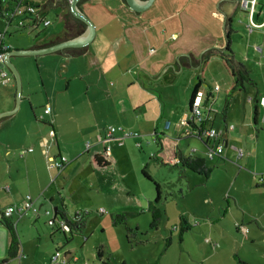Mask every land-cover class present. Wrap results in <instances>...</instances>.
I'll use <instances>...</instances> for the list:
<instances>
[{
	"label": "crops",
	"instance_id": "0c3cea01",
	"mask_svg": "<svg viewBox=\"0 0 264 264\" xmlns=\"http://www.w3.org/2000/svg\"><path fill=\"white\" fill-rule=\"evenodd\" d=\"M1 1L4 12L18 5L21 9H24L26 5H32L36 8V16L39 20L50 21V25L44 28L40 22L35 25L34 18L27 14L14 18L7 27L13 23L18 26L20 23L21 26L18 27L22 30L29 29L33 32L39 26L42 28L32 43H26L19 49L45 48L77 37L84 30L82 29L78 35L70 33V37L63 39L66 33L63 21L65 10L58 8L55 4L52 7H42L46 0ZM238 1L154 0L148 9L141 13L130 12L123 0L80 1L78 4L80 11L92 22L95 30L93 41L85 48V53L71 57L68 53L61 51L49 54L54 55V58L44 61L41 60L44 55H39L35 56L36 73L30 72V64L27 63L22 64L24 67L22 66L21 69H17L21 80L18 108L12 115L0 118V190L9 193L10 188L7 183L21 176L29 183V187L33 185V189L27 195L30 196L33 206L39 211L36 216L13 214L10 217L15 224L20 242L18 257L11 260H17L20 264L19 261L24 256L33 254L32 256L36 257V249L40 247L42 233L48 234L49 240H52L46 230L39 228L37 230V228L32 227L33 225L37 226V222L41 218L43 219L42 224L47 225L44 211L63 208L69 217L67 202L58 189H51L50 184L58 183L59 185V177L66 178L71 163L64 166L59 172L48 168V159H57L59 156L65 157L59 147V141L63 139L62 135L70 128L74 129L77 122L87 118V115L91 114L96 118L90 129L95 131L96 128L98 130V121H102L100 114L105 113L106 108L104 105L99 108L98 103L101 100H97L96 95H93V98L89 95L90 82L93 77L104 86L105 96L115 105V108L111 106L110 111L118 115L121 124L126 120V115H128L126 110L129 109L132 110L135 124L133 130L138 131L140 136L153 135L156 136L157 141H165L166 138L170 140L174 149L171 151L172 157L168 160V164L174 167L178 165V161L174 158L176 153L184 159L204 158L203 153L206 149L204 140L198 135V132L186 134L189 122L188 105L197 79L203 76L204 83L199 91L204 96L205 105L213 108V94H217L219 88L216 85L210 86L205 81L206 68L210 63L204 68L203 63H200V58L203 53L210 49H224L226 32L230 28L229 47L234 54V59L249 71V77L255 82V86L245 84L242 92H236L232 95L226 109H224L223 102L220 116H218L219 111L212 109L214 115L206 127L221 134L220 141L223 142L224 146L222 155L216 157L219 161L241 160L237 156V151H242L241 144L246 145L249 141L260 142L261 136L258 131L264 127V123L261 120L263 108L259 103L260 99L264 98V93L253 77V68L249 61L246 58H237L232 47V38L235 34L237 35V29L233 26L234 17L238 16L239 23H242L244 28L246 24V16L238 9ZM258 2L263 4V7ZM256 6H260V8L258 7V9ZM256 6L253 22L261 26L258 28L261 30L264 28V0H256ZM51 11L56 14L59 28L48 32V29L52 27V21L47 14ZM255 19H258L257 22ZM35 42H38L37 46L34 45ZM4 45L11 50L8 45L5 43ZM261 47L263 52V46L261 45ZM16 60L14 58L11 62L17 67ZM187 62L191 65L186 66ZM184 71H187L186 73L192 76L190 79L195 81L190 86L191 90L184 110L185 114L181 116V113L175 112L170 98H164L170 107H163L159 101V96L152 88V83L160 77H166L168 74L178 76ZM229 80L227 89L232 84L230 77ZM55 86H61L63 89H55ZM214 87L218 88L216 92ZM14 99L15 84L12 79L10 84L0 85V114L12 110ZM46 109L49 111L44 114L43 110ZM21 111L22 124L20 126L16 117ZM164 116L166 119L174 121L172 134L169 137L155 134L157 126L162 125ZM83 125L86 127V120ZM230 126H232L231 129H229ZM171 127L172 123L169 121L163 123L165 131ZM14 129H18L16 133L19 138L11 139L9 134ZM106 131H102L99 138H102ZM50 133H52L53 138ZM113 135L114 133L105 143L100 141L105 146L104 148H108L107 142L111 140L115 141L117 146H122L124 139H121V133L116 136ZM134 137H137V134ZM21 141H25V146H27L26 149H22V152H25L23 155L19 154L21 152L19 148H23ZM119 143L121 144L119 145ZM29 149L31 152L27 151ZM108 149L110 152L111 149ZM190 151H194L192 157L189 156ZM95 155L103 157L99 152H94L93 156ZM5 161H8L9 164ZM90 161L92 163V159ZM22 167L23 176L19 174V169ZM12 171L14 173H11ZM1 195L0 192V212L9 206L22 204L23 197L19 198L18 201L4 202L2 205ZM0 226L2 225L0 224ZM25 226L30 227V233H24ZM48 228L54 233L60 234L65 244L67 235L70 233L55 231V227L48 226ZM71 239L72 235H70ZM29 242L34 245L33 249L29 246ZM9 243L10 237L7 232L6 236L0 237L2 264L10 260L7 258ZM60 250L73 258L69 246L54 245L53 253ZM52 256L50 257L52 258ZM51 258L49 264H59L52 263ZM73 259L76 263L78 262V259Z\"/></svg>",
	"mask_w": 264,
	"mask_h": 264
},
{
	"label": "rangeland",
	"instance_id": "374dc122",
	"mask_svg": "<svg viewBox=\"0 0 264 264\" xmlns=\"http://www.w3.org/2000/svg\"><path fill=\"white\" fill-rule=\"evenodd\" d=\"M258 4L263 7V4ZM47 15L52 21L48 32L58 29L56 14L51 11ZM241 24L236 15L233 26L237 29V35L232 38V47L237 58L249 61L253 77L264 93V57L260 58L253 50L255 45H262L264 54V28L254 30L247 37ZM41 31L40 26L33 32L29 29L22 30L15 23L7 27L4 20L0 19V33L6 32L4 43L11 49H19L26 43H32ZM52 58L54 55H44L41 60ZM16 59V69H21L22 64L27 63L30 64V72L36 73L35 56ZM186 72L178 76L168 74L152 83L163 107H170L164 99L170 98L175 112L181 113V116L185 114L190 86L195 81ZM205 79L210 86L216 85L219 88L217 94H213L212 109L219 111L220 116L230 82L222 63L216 60L210 62ZM90 83V97L96 95V99L101 100L98 101V107L102 108L104 105L106 112L100 114L102 121H98V130L90 129L96 118L89 114L87 118L78 121L74 129L70 128L62 135L59 147L71 167L65 179L59 177V185L50 184L51 189H58L67 202L70 219L77 211L91 212L86 217L81 232L73 233L71 240L70 235H67V240H70L67 246L71 249L72 257L78 259L74 264H264V127L258 131L261 143L249 141L245 145L244 141V145L241 144L243 152L238 157L241 160L236 157V161H219L216 158L207 161L206 166L211 167L212 172L208 179H204L187 170L181 172L179 167L168 164L174 149L170 140L166 138L165 141H157L153 135L140 136L138 131L133 130L135 124L132 110L129 109L126 110V120L121 124L118 115L110 111L111 106L115 108V105L105 96L102 83L94 77ZM59 88L63 89L55 86V89ZM16 118L21 126L22 111ZM85 120L86 127L83 125ZM166 121L172 123L168 131L163 129ZM173 122L164 116L162 125L157 126L155 134L169 137ZM83 127L85 128L82 129ZM110 127L116 130L113 136L120 134L118 129L121 128L128 133L137 134V137L124 139L120 147L115 141H108L107 146L111 151L104 154L105 146L100 143L102 138L99 137L102 131ZM17 130L14 129L9 134L11 139L19 138ZM21 144L23 148L19 149L22 152L27 146L25 141H21ZM94 152H99L111 162V166L96 169L90 163ZM151 156L157 161L149 163L147 173L160 186L161 205L165 213L156 230L149 229L150 215L146 210L147 203L155 197V189L141 175L143 166ZM5 162L9 164L8 161ZM23 173L22 167L19 174L23 176ZM17 178L7 183L9 193L0 190L2 205L4 202L24 198L33 189V185L29 187V183L21 176ZM101 209L105 213L100 215L98 212ZM119 213L128 215L126 225L112 224L111 216ZM179 216H183L191 227L180 237ZM42 223L41 218L37 226L32 224V227L46 230L52 240H49L48 234L42 233L36 257L33 254L24 256L19 261L20 264H49L50 256L54 254V245H64L62 236ZM126 227L132 233L128 234ZM29 229L27 226L24 233H30ZM3 235L6 236L7 231L0 226V237ZM29 246L34 248L30 242ZM98 251L101 258L97 256ZM2 259L0 258V264ZM8 261L5 264H18L17 260Z\"/></svg>",
	"mask_w": 264,
	"mask_h": 264
},
{
	"label": "trees",
	"instance_id": "16d2710c",
	"mask_svg": "<svg viewBox=\"0 0 264 264\" xmlns=\"http://www.w3.org/2000/svg\"><path fill=\"white\" fill-rule=\"evenodd\" d=\"M81 1H86V0H81ZM53 4H55L58 8L65 10L63 21H64V30L66 31V33L64 34L63 39L70 37V33L77 35L80 34L82 32V29H84V24L74 19L70 15L67 0H56L55 2L54 0H46L42 5V7H52ZM3 13L4 10L2 9V1L0 0V19L2 20H4ZM227 31L228 32H226V36H225L226 37L225 48L221 50L210 49L205 53H203L200 58V63H203L204 68L214 60L221 62L228 76L232 80V84L229 86V88L225 93L224 109L227 108L228 103L234 93L242 92L244 90L245 84H250L252 86H255V82L249 77V71L243 65L235 61L234 54L229 47V32H231V29L228 28ZM63 52L68 53V55H70L71 57H76L85 53V48L68 49ZM189 65H191V63L187 62L186 66ZM203 78L204 77L202 76L201 78L197 79L192 89L189 104L191 103L194 95L199 91L201 85L204 83ZM189 127L191 128V133L194 130H196L191 124H189ZM104 154H106L105 148H104ZM174 158L178 161V165L176 167H179L181 172H183V170H187L193 174L202 176L204 179H208L212 172V168L206 166L207 160L205 158L193 157V158L184 159L180 155H178V153L174 155ZM155 160H156L155 157L151 156L149 162H147L141 170L142 177L147 181L151 182L155 189V197L153 201L147 204V208H146L147 212L150 215L149 229L151 230H156L165 216L164 210L161 205L160 186L155 181H153V179L147 173V167L149 163L154 162ZM92 164L96 169H101V170L107 169L111 166V162H109L104 157L98 155L93 156ZM90 213L91 212L88 211L75 212L72 219H70L63 208H56L55 211L53 212V220L62 221L64 224L68 225L70 229V235H73V233L75 232L82 231L85 225V219ZM127 219H128V215L124 213H119L111 216V221L113 225L119 223L126 225ZM178 219H179L178 229H179V237H180L181 234L189 231L191 227L186 223L185 218L183 216H179ZM0 224L6 229L10 237V243L7 250V258L10 260L15 259L18 257L20 252V242H19L18 234L15 229V224L10 218H4V217H1ZM55 228H56L55 231H60L56 226ZM126 232L128 234L132 233L130 228L128 227H126ZM127 239H129V236H127ZM68 242L69 240L65 241L64 247L68 245ZM97 256L99 258L101 256L99 251L97 253Z\"/></svg>",
	"mask_w": 264,
	"mask_h": 264
},
{
	"label": "built area",
	"instance_id": "2783aa9c",
	"mask_svg": "<svg viewBox=\"0 0 264 264\" xmlns=\"http://www.w3.org/2000/svg\"><path fill=\"white\" fill-rule=\"evenodd\" d=\"M71 0H67V2H70ZM256 6V0H239L238 1V9L241 13H243L246 16V24H245V31L247 36H249L254 30L260 28L261 26L256 25L253 22V13ZM27 14L29 16H32L34 18V24L41 23L42 27L46 28L50 25V21L48 20H39L36 16V8L32 5H26L24 9H21L18 6H15L13 9L8 10L7 12L3 13L4 21L6 25L8 26L11 21L14 18L21 17L22 15ZM18 26L20 27L21 24L19 23ZM6 32L0 33V61L3 58V54L9 50L7 46L4 45L3 40ZM254 51L260 55V57H264V54L262 52L261 45H256L253 47ZM12 82V78L10 75H8L4 69L0 70V85L6 86ZM218 88L214 87V91H217ZM204 96L202 92L198 91L191 103L189 104L188 111H189V122H188V130L186 134L191 133V128L189 127V124L193 125V127L196 129L192 133L198 132V135L204 140L206 144V149L203 153L204 158L208 161H212L214 158L219 157L222 155L223 152V142L220 141L221 134L217 131H215L212 128L206 127V124L212 120L214 111L209 105H205L204 102ZM260 106L263 108V114L261 117L262 122L264 123V98L260 99ZM48 109L43 110L44 114L48 113ZM183 125V123L181 122ZM166 127H168V124H166ZM232 126L229 127L231 129ZM116 130L114 128H109L106 133H104L102 137V143H105L115 132ZM118 131L121 133V139H127L129 137H134L136 134L128 133L121 128L118 129ZM51 137L53 138L52 133H50ZM121 143H119L120 145ZM45 146V145H44ZM109 149L106 147L105 151L107 152ZM28 152H31V149L27 150ZM25 152H21V155H23ZM194 151L189 152V156L192 157ZM242 151H237V156H241ZM68 164V160L63 157L59 156L57 159L50 158L48 159V168L55 169L57 171H61L64 166ZM38 208L33 206L32 199L30 196L26 195L23 198V202L20 206H9L1 211V217L4 218H10L13 214L15 215H26L31 214L32 216L38 215ZM105 211L100 210L98 214H104ZM46 219V224L50 227H57L60 232L62 233H70L69 226L64 224L62 221H54L53 220V211L46 210L43 212ZM246 232V231H245ZM52 263H59V264H73L75 262V259L71 258L69 255H67L64 251H56L54 255L51 258Z\"/></svg>",
	"mask_w": 264,
	"mask_h": 264
},
{
	"label": "water",
	"instance_id": "95a60500",
	"mask_svg": "<svg viewBox=\"0 0 264 264\" xmlns=\"http://www.w3.org/2000/svg\"><path fill=\"white\" fill-rule=\"evenodd\" d=\"M81 0H71L68 2V9L70 15L84 24L83 32L74 37L72 39L58 42L56 44L50 45L45 48H37V49H11L6 51L3 54V58L0 61V70L4 69V71L11 76L15 84V99L14 106L12 110L0 114V118L7 117L12 115L18 108L20 101V92H21V80L19 73L15 67V65L11 62L14 58L23 57V56H39V55H49L57 52H61L68 49H81L88 47L93 41L95 30L92 22L80 11L79 2ZM154 0H124V3L128 10L133 13H141L147 10ZM35 46L38 45V42H35ZM55 209L53 210V212ZM1 219V212H0Z\"/></svg>",
	"mask_w": 264,
	"mask_h": 264
}]
</instances>
